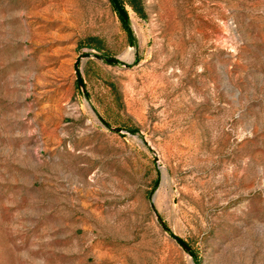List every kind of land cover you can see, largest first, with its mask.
<instances>
[{"label":"rangeland","instance_id":"rangeland-1","mask_svg":"<svg viewBox=\"0 0 264 264\" xmlns=\"http://www.w3.org/2000/svg\"><path fill=\"white\" fill-rule=\"evenodd\" d=\"M122 1L0 0V264H264V0Z\"/></svg>","mask_w":264,"mask_h":264},{"label":"water","instance_id":"water-1","mask_svg":"<svg viewBox=\"0 0 264 264\" xmlns=\"http://www.w3.org/2000/svg\"><path fill=\"white\" fill-rule=\"evenodd\" d=\"M111 1L113 3L114 7L116 8L118 14L122 17V19L124 21H128L129 20L128 13H127L126 9L120 3V0H111ZM83 58H95L97 60L104 61V62L109 63V64H118L119 63V60L116 58H107V57H104L102 55L94 54L91 52H85L84 54L79 56L76 60V63H75V72L77 75L78 85L84 94L86 93V90H85V85H84V82H83V79H82V76L80 73V69H79V64ZM125 66L129 67V65H125ZM113 130L117 131V132H122V130H120L118 128H113ZM172 238L177 243H179L186 251H188V252L191 251V247L183 239H181L180 237H178L175 234H172Z\"/></svg>","mask_w":264,"mask_h":264},{"label":"trees","instance_id":"trees-1","mask_svg":"<svg viewBox=\"0 0 264 264\" xmlns=\"http://www.w3.org/2000/svg\"><path fill=\"white\" fill-rule=\"evenodd\" d=\"M120 3L122 4V6L125 8V5H124V2L122 1V0H120ZM113 4V3H112ZM130 4L139 12V13H142V10H141V8H140V5H139V3H138V1L137 0H131L130 1ZM113 7H114V5H113ZM114 9H115V11L117 12V10H116V8L114 7ZM120 18H121V20H122V23H123V27H124V29H125V31L128 33V35L131 37V30H130V28H129V26H128V21H124L123 19H122V17L120 16ZM93 38H91V39H89V45H93L92 47H98L96 44H92V40ZM192 252V251H191ZM192 254L194 255V256H196V253H194V252H192Z\"/></svg>","mask_w":264,"mask_h":264}]
</instances>
